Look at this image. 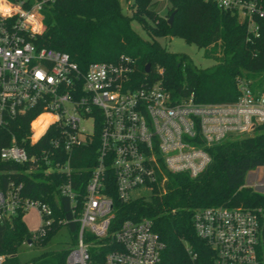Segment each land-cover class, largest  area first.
<instances>
[{
    "label": "built area",
    "instance_id": "1",
    "mask_svg": "<svg viewBox=\"0 0 264 264\" xmlns=\"http://www.w3.org/2000/svg\"><path fill=\"white\" fill-rule=\"evenodd\" d=\"M46 1L0 0L7 8L0 11V162L22 166L0 168V174L66 177L56 194L68 199L78 230L65 264H159L164 243L152 220L126 219L113 226L112 194L124 203L148 199L155 188H164L168 174L198 175L211 161V147L264 123V88L239 77L234 102L202 103L192 93L173 98L160 81L135 84L125 56L90 62L83 70L67 52L41 42ZM211 1L236 11L249 38L259 36L264 0ZM35 112L25 125L23 119ZM42 115L50 119L34 125ZM95 141V163L81 194L70 180V153ZM23 188L21 180L0 179V223L17 216L24 221L34 211L39 224L21 242L30 246L54 225L66 226L67 219ZM58 209L63 211L60 204ZM259 211L210 206L193 212L196 235L212 249L211 264H264L257 252ZM188 252L195 264L196 253ZM4 260L0 255V264Z\"/></svg>",
    "mask_w": 264,
    "mask_h": 264
},
{
    "label": "trees",
    "instance_id": "2",
    "mask_svg": "<svg viewBox=\"0 0 264 264\" xmlns=\"http://www.w3.org/2000/svg\"><path fill=\"white\" fill-rule=\"evenodd\" d=\"M169 1L166 13L160 14L152 7V0H130L127 5L131 13L123 10L119 0H47L42 7L44 30L40 39L53 49L67 52L83 70L90 62L128 57L135 84L160 81L175 99L192 93L202 103L234 102L239 95V77L250 80L253 87L264 88V20H258L259 36L249 38L247 24L236 11L221 9L211 0ZM0 11L7 8L0 7ZM131 20H136L150 39L134 30ZM166 36L180 37L203 48L207 56L214 57L215 64L197 68L187 55L166 50L156 39ZM146 64H150L147 73ZM36 114L29 113L23 119L25 125ZM40 123H45L44 115L34 125ZM96 149L95 141L70 153V180L81 194L94 166ZM209 153L211 161L202 172L195 177L168 174L164 188H155L148 199L124 203L112 194L113 226L126 219L152 220L153 230L164 243L159 264H191L188 249L197 255L195 264L212 263V249L196 235L192 224L193 212L210 206L260 209L257 252L264 257V193L245 184L249 170L264 166V123L248 135L211 147ZM0 168L17 170L22 166L0 162ZM8 177L24 183L25 195L50 203L57 216H64L75 241L78 223L72 221L68 199L56 194L57 185L66 181L64 175L0 174L2 180ZM60 227L54 225L37 244L47 243ZM30 235L20 216L0 223V255L5 256L2 264H20L17 248ZM67 253V249L47 251L34 257L31 264H65Z\"/></svg>",
    "mask_w": 264,
    "mask_h": 264
},
{
    "label": "rangeland",
    "instance_id": "3",
    "mask_svg": "<svg viewBox=\"0 0 264 264\" xmlns=\"http://www.w3.org/2000/svg\"><path fill=\"white\" fill-rule=\"evenodd\" d=\"M36 1V0H31ZM120 6L128 13H131L128 8V2L130 0H119ZM170 4L169 0H152V7L160 14H165L167 7ZM1 8H4L0 4ZM131 27L136 30L141 36L146 39H150L142 26L136 21L131 20ZM159 43L166 48V50L174 53H182L188 56L191 63L197 68H209L215 64L214 57L207 56L203 48H198L193 43H187L180 37H158L156 38ZM245 184L251 186L254 190L264 193V166H259L255 169H251L247 172L245 178ZM135 192H132V196ZM24 222L29 232L34 231L38 224L39 219L34 211H29L24 216ZM73 244L72 233L68 226L60 227L49 239V241L43 245L37 243L32 245L20 244L17 248L16 255L20 264H31L34 257L41 255L47 251H58L67 249Z\"/></svg>",
    "mask_w": 264,
    "mask_h": 264
},
{
    "label": "water",
    "instance_id": "4",
    "mask_svg": "<svg viewBox=\"0 0 264 264\" xmlns=\"http://www.w3.org/2000/svg\"><path fill=\"white\" fill-rule=\"evenodd\" d=\"M172 18H173V12L170 13L169 20L168 21L171 22ZM149 70H150V64H146V66H145V72L147 73V72H149Z\"/></svg>",
    "mask_w": 264,
    "mask_h": 264
},
{
    "label": "bare ground",
    "instance_id": "5",
    "mask_svg": "<svg viewBox=\"0 0 264 264\" xmlns=\"http://www.w3.org/2000/svg\"><path fill=\"white\" fill-rule=\"evenodd\" d=\"M44 118H45V122L48 121L50 119V116L49 115H44Z\"/></svg>",
    "mask_w": 264,
    "mask_h": 264
}]
</instances>
